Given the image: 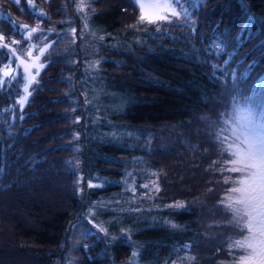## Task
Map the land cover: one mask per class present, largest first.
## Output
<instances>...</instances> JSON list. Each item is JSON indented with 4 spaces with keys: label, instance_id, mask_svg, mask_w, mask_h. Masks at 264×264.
<instances>
[{
    "label": "trees",
    "instance_id": "16d2710c",
    "mask_svg": "<svg viewBox=\"0 0 264 264\" xmlns=\"http://www.w3.org/2000/svg\"><path fill=\"white\" fill-rule=\"evenodd\" d=\"M23 1L2 4L31 40L0 18V264L240 261L220 142L264 80V0H188L156 23L134 0ZM81 11L101 30L72 42Z\"/></svg>",
    "mask_w": 264,
    "mask_h": 264
},
{
    "label": "snow or ice",
    "instance_id": "6c2138e0",
    "mask_svg": "<svg viewBox=\"0 0 264 264\" xmlns=\"http://www.w3.org/2000/svg\"><path fill=\"white\" fill-rule=\"evenodd\" d=\"M13 2L19 3V0H13ZM134 2L141 9L139 22L156 23L158 20H168L169 16L162 13H170L171 16L178 18L183 12L185 17H189L184 8L188 0H166L164 3H145L142 0H134ZM177 8L180 11H177ZM145 9L154 10L157 14L148 16L144 12ZM21 27L28 29L27 25ZM35 31V28L28 29L26 38L31 40ZM3 39L0 35V40ZM100 39L103 37L101 36ZM11 43L18 42L13 40ZM2 47L8 48L9 45L4 44ZM31 47H35V44ZM44 50V48L40 49L41 55ZM28 55L31 56V52ZM21 63L23 64V61ZM34 66L36 65L24 64V72L30 75V68ZM9 74L4 73L5 76ZM0 83L3 82L0 81ZM23 91L27 93L28 88L25 87ZM251 91L252 96L245 97L246 103L241 109L240 125L233 129L235 140L227 148L223 147L222 141L220 142V154L226 155L227 163L232 165L221 170L241 173V176L233 181L235 186L231 187L230 191L234 196L229 197L231 202L227 204L228 210L235 214L233 219H236L238 223L244 222L241 230L246 233L245 238L234 241L232 245L248 252L247 256L241 258L240 264H264V80L259 81ZM19 102L23 104L24 100L21 99ZM156 191H159L158 187ZM173 206L182 207L183 205ZM245 218H247L246 221ZM100 230L104 231L103 228Z\"/></svg>",
    "mask_w": 264,
    "mask_h": 264
},
{
    "label": "rangeland",
    "instance_id": "374dc122",
    "mask_svg": "<svg viewBox=\"0 0 264 264\" xmlns=\"http://www.w3.org/2000/svg\"><path fill=\"white\" fill-rule=\"evenodd\" d=\"M27 1H28V3H29L30 6L33 7L35 5L34 4L35 3V0H27ZM23 2H24L23 0H19V3H14L13 0H0V18L6 17L9 20L8 26L9 25L12 26V27H10V26L9 27L13 30L12 31L13 33H14L15 29H17V28L19 30H22V27L21 26H23V25H27L28 26V29L30 28V26H29L28 23L25 22L26 21L25 19L20 18V17L19 18H16L13 15V13H15V12H12L11 17H9L10 16L9 13H11V12L8 11V7L7 6H4L2 3H5L6 5L12 6V7H14L15 5H17L18 6V10H20V7L24 6ZM142 2H145V3H147V2L164 3V2H166V0H142ZM84 6H87V5H83L82 4L78 8L80 10H91L92 9L91 2L89 3V5H88L87 8H84ZM173 7H175V5H173ZM81 12L83 14H81L80 20L82 21L83 25H81L79 27V30L78 31L75 30L72 25H70L67 28L68 29V32L70 33V35H68V37H71L70 39H71L72 42H75L76 40H78L77 37H76V35L78 33H79L78 34L79 36L81 34H83V33H87V36H89V38L92 39V37L93 38H96L94 35L98 34L97 33L98 30H101V26H96V25L95 26H91L92 21L89 19V16H87V14L84 11H81ZM140 12H141V9H140ZM144 12L148 16H153V15L157 14L154 10H150V9H145ZM8 14H9V16H8ZM162 14L170 15V13H162ZM18 21L22 22L21 25H20V27H18V24H19ZM92 27L94 28V30L92 29ZM88 28L91 31H89ZM23 29H25V28H23ZM28 29H26V30L28 31ZM73 29L75 30L74 32H73ZM27 31L23 32V36H25V34H26ZM0 35H1V33H0ZM99 35H102V33L100 32ZM80 37H82V36H80ZM11 38L14 40V36L13 35H12ZM15 40L18 42V40L16 38H15ZM47 46L48 45H43L42 48L46 49ZM29 52H31V56L28 55ZM32 54H33L32 47H29L28 50H27L26 56H20L17 59V62L21 66V68L23 70V74L25 75V80H26V82H28V84H29V80H32V77H35V75L37 73V70L40 71V69H41L40 63H38V61H37L38 56L32 57ZM21 61H23V64L21 63ZM24 64L36 65V66L30 68V75L28 73H25L24 72ZM87 69H89L90 71H94L95 70V67H93L91 65V67H87ZM2 71H3V74H4L5 72H9L10 69H6L5 68V69H2ZM95 75H97V74H95ZM88 80L91 81V82L97 81V80H95V76L93 78H88ZM25 87H27V85L24 86L23 89ZM249 96H252V93ZM26 97H27V95H24L23 98H21V99H23L25 101L26 100ZM245 103H246L245 98L244 99H239V100L237 99L233 103V108H232V111H231V115L227 119V128H226V134H225V143H226L227 147H228L229 144H232V142L235 140V136L233 135V129L237 128L240 125V113H241V109L244 107ZM111 118L112 117L110 115H108V116L106 115L104 119L107 122L110 123ZM231 167H232V165H231ZM239 174L241 176V173H239ZM231 196H234V194H232L231 191L229 190V192H228V198L231 197ZM234 215L235 214H233V217H234ZM246 219L247 218H245V221H246ZM234 220H236V219H234ZM242 223H244V222H242ZM247 255H248V252L243 257H245ZM240 261H241V259H240ZM240 261H237L236 263H233V264H240ZM178 264H183V263H178ZM188 264H190V263H188ZM225 264H232V263H225Z\"/></svg>",
    "mask_w": 264,
    "mask_h": 264
}]
</instances>
